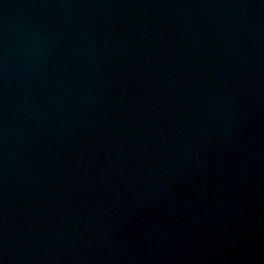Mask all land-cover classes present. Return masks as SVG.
Returning a JSON list of instances; mask_svg holds the SVG:
<instances>
[{"label": "water", "instance_id": "water-1", "mask_svg": "<svg viewBox=\"0 0 264 264\" xmlns=\"http://www.w3.org/2000/svg\"><path fill=\"white\" fill-rule=\"evenodd\" d=\"M0 264H264V0H0Z\"/></svg>", "mask_w": 264, "mask_h": 264}]
</instances>
